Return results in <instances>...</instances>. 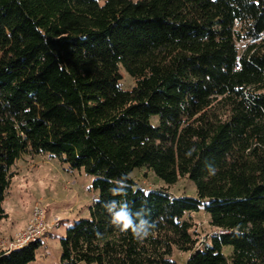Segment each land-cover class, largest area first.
Listing matches in <instances>:
<instances>
[{
	"label": "trees",
	"instance_id": "16d2710c",
	"mask_svg": "<svg viewBox=\"0 0 264 264\" xmlns=\"http://www.w3.org/2000/svg\"><path fill=\"white\" fill-rule=\"evenodd\" d=\"M38 154L97 191L60 264H175L173 249L185 264H264V0H0V220L11 166ZM140 167L167 187L190 179L195 196L143 190ZM111 201L149 234L113 225ZM42 243L0 250V264H28Z\"/></svg>",
	"mask_w": 264,
	"mask_h": 264
},
{
	"label": "rangeland",
	"instance_id": "374dc122",
	"mask_svg": "<svg viewBox=\"0 0 264 264\" xmlns=\"http://www.w3.org/2000/svg\"><path fill=\"white\" fill-rule=\"evenodd\" d=\"M121 85L130 88L133 80L123 68ZM156 117L151 118L155 123ZM11 171L15 172L3 202L7 217L0 220V250L12 249V244L31 223L33 206L42 209L45 223L53 225L47 239L37 248L35 259L28 264H60L59 239L74 221L89 217V206L97 198V191L91 188L90 175L83 169H69L56 159L47 155H22L17 159ZM130 177L142 187H167L151 170L145 167L135 168ZM168 191L173 195L195 196V185L188 178H180L169 185ZM199 239H204L211 229L208 226V214L203 210L191 213ZM56 223V224H55ZM11 243V247H10ZM225 255L231 252L230 246L222 249ZM188 254L173 249L170 258L175 264H185Z\"/></svg>",
	"mask_w": 264,
	"mask_h": 264
},
{
	"label": "clouds",
	"instance_id": "9594fccd",
	"mask_svg": "<svg viewBox=\"0 0 264 264\" xmlns=\"http://www.w3.org/2000/svg\"><path fill=\"white\" fill-rule=\"evenodd\" d=\"M112 193L120 194L123 189L112 188ZM107 212L111 216V223L117 226L121 231H127L131 229V232L137 238H142L143 236H147L149 234V229L153 226L149 224V222L143 218L142 212L135 213L136 219L133 218V213L131 212L128 205L124 202H116L111 201L104 205ZM138 220V222H136Z\"/></svg>",
	"mask_w": 264,
	"mask_h": 264
},
{
	"label": "built area",
	"instance_id": "2783aa9c",
	"mask_svg": "<svg viewBox=\"0 0 264 264\" xmlns=\"http://www.w3.org/2000/svg\"><path fill=\"white\" fill-rule=\"evenodd\" d=\"M32 212V219L31 223L27 226V229L23 231L22 235H20L16 242L12 244V248H20L28 243L35 242V241H43L47 239L48 233L53 227V225H49L45 223L42 217V209L39 206H33L31 209ZM56 224V223H55ZM11 247V243H10Z\"/></svg>",
	"mask_w": 264,
	"mask_h": 264
}]
</instances>
